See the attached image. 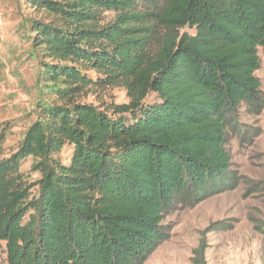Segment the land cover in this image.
Instances as JSON below:
<instances>
[{"label": "trees", "instance_id": "trees-1", "mask_svg": "<svg viewBox=\"0 0 264 264\" xmlns=\"http://www.w3.org/2000/svg\"><path fill=\"white\" fill-rule=\"evenodd\" d=\"M26 1L43 14L30 55L56 102L8 156L0 125L6 262L144 264L170 238L167 216L239 186L228 146L240 107L264 109V0ZM116 87L127 104L81 101ZM27 158L34 183L19 170Z\"/></svg>", "mask_w": 264, "mask_h": 264}, {"label": "rangeland", "instance_id": "rangeland-1", "mask_svg": "<svg viewBox=\"0 0 264 264\" xmlns=\"http://www.w3.org/2000/svg\"><path fill=\"white\" fill-rule=\"evenodd\" d=\"M42 18L43 14L26 0H0V125L10 127L4 143L6 156L16 151L27 128L41 114V107L56 102L55 88L46 82L39 60L30 55V37L34 35L30 34L31 23ZM182 32L194 33L190 29ZM259 56L255 76L264 95L261 49ZM154 99L151 94L145 103ZM81 101L93 105L129 102L121 87L93 90ZM238 124L241 132L231 135L228 149L232 170L240 177L239 186L167 216L163 224L172 228L170 238L144 264H192L196 255L206 264H264V235L255 230L264 223V109L259 115H251L241 106ZM71 154L72 148L64 147L62 163L68 164ZM31 164L27 158L19 170L34 183L39 175L31 171ZM31 195H37L36 187ZM6 258L2 243L0 264H7Z\"/></svg>", "mask_w": 264, "mask_h": 264}, {"label": "built area", "instance_id": "built-area-1", "mask_svg": "<svg viewBox=\"0 0 264 264\" xmlns=\"http://www.w3.org/2000/svg\"><path fill=\"white\" fill-rule=\"evenodd\" d=\"M1 24V23H0Z\"/></svg>", "mask_w": 264, "mask_h": 264}]
</instances>
